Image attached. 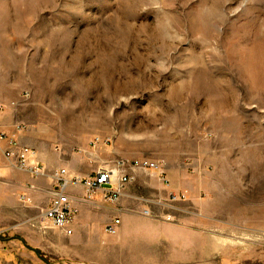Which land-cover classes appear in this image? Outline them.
Masks as SVG:
<instances>
[{
	"label": "rangeland",
	"instance_id": "rangeland-1",
	"mask_svg": "<svg viewBox=\"0 0 264 264\" xmlns=\"http://www.w3.org/2000/svg\"><path fill=\"white\" fill-rule=\"evenodd\" d=\"M0 101L71 174L182 177L188 264H264V0H0ZM104 212L71 237L42 221L33 264H169L120 250Z\"/></svg>",
	"mask_w": 264,
	"mask_h": 264
},
{
	"label": "crops",
	"instance_id": "crops-1",
	"mask_svg": "<svg viewBox=\"0 0 264 264\" xmlns=\"http://www.w3.org/2000/svg\"><path fill=\"white\" fill-rule=\"evenodd\" d=\"M17 126L20 125L11 115L0 112V131L8 136L15 135L18 144L28 147L29 145L23 143V129L17 130ZM7 147V141L0 140V264H33L35 253L39 258L41 257L37 251L40 250L39 245L44 243L33 230H41L40 224L42 221L45 223L46 220L43 213L50 204L49 191L53 188L50 176L63 168H58L56 158L51 159L44 154L41 156L37 152L40 161L47 168V173L51 175L34 179L29 173L5 158L3 152ZM73 171L71 174V171L67 170L69 178L78 176ZM168 176L170 187L161 184L157 175L152 172L137 171L134 181L127 186L117 205L99 200H87L83 187L70 186V201L77 211L73 227L74 234L87 230L88 213L91 209H104L102 220H106L104 224L120 219L117 237L113 239V242H118L123 252L134 246L148 249L157 247L161 261L171 264L181 260L183 262L179 264H188L184 203L175 207V217H179L180 220L177 224L146 219L140 214L151 206L153 213L161 216L160 212L162 213L164 208L157 206V203H163L170 193L183 192L182 177L179 182H176L172 172L169 171ZM140 192L143 195L140 196ZM41 198L44 203L39 202ZM97 212L99 211H92L93 214ZM81 237L82 235H77L76 241L90 243L92 240L90 236L84 239ZM58 244H62L61 239Z\"/></svg>",
	"mask_w": 264,
	"mask_h": 264
},
{
	"label": "built area",
	"instance_id": "built-area-1",
	"mask_svg": "<svg viewBox=\"0 0 264 264\" xmlns=\"http://www.w3.org/2000/svg\"><path fill=\"white\" fill-rule=\"evenodd\" d=\"M14 105V102L10 105L0 102V112ZM16 129L22 130L20 126H17ZM0 140H5L8 144L7 149L3 152L6 159L15 163L18 168L29 173L34 179L48 176L47 168L40 161L35 148L31 146H21L17 143L15 135L8 136L1 131ZM92 143L94 146H97L100 143L99 138H95ZM137 171L152 172L157 175L161 183L165 184L167 187L170 185L167 169L164 168L162 162L148 158L135 159L132 161L119 158L96 168L94 173L88 176V178L79 176L69 178V173L65 169L59 170L50 176V183L53 188L50 191V204L43 213L44 220H48L53 227L62 231L64 235L72 236L74 234L73 227L76 221L77 211L70 201V186L79 185L83 187L87 200H99L111 205H117L128 184L134 181ZM184 199L183 192L170 193L163 203H157V206L163 207V210L167 211L166 213L157 216L153 213L151 206H148L141 214L146 217L151 216L164 219L167 222H174L175 207L178 203H184ZM119 225V218L107 222L103 228L104 233L110 236L116 235Z\"/></svg>",
	"mask_w": 264,
	"mask_h": 264
}]
</instances>
